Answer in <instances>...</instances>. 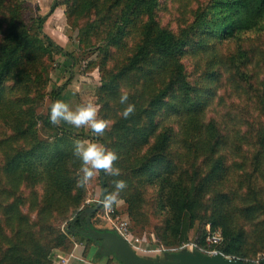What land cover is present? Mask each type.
<instances>
[{
	"label": "trees",
	"instance_id": "1",
	"mask_svg": "<svg viewBox=\"0 0 264 264\" xmlns=\"http://www.w3.org/2000/svg\"><path fill=\"white\" fill-rule=\"evenodd\" d=\"M59 5L99 74L102 136L50 123L66 83L37 112L54 56L59 73L74 60L43 29ZM34 11L0 0V264H53L52 250L87 220L109 230L93 225L101 206L83 209L90 185L103 195L116 180L127 183L118 200L132 230L152 229L164 247L187 241L198 221L200 246L247 262L264 254V0H52ZM124 92L136 109L128 119ZM75 139L114 150L120 174L78 186ZM206 224L219 244L200 238ZM80 240L85 255L94 240Z\"/></svg>",
	"mask_w": 264,
	"mask_h": 264
},
{
	"label": "rangeland",
	"instance_id": "2",
	"mask_svg": "<svg viewBox=\"0 0 264 264\" xmlns=\"http://www.w3.org/2000/svg\"><path fill=\"white\" fill-rule=\"evenodd\" d=\"M35 10L36 7V13L40 15H44L48 9L49 5L51 4L52 0H25ZM44 32L49 35L55 43H57L59 46H61L63 49H65L67 52L72 53L74 56V60L72 62V66L70 67L71 71H63L60 72L57 70L56 64L63 59V57L54 56L55 60L51 64L50 70H49V81L47 83L46 87V95L44 96L43 100L37 107V112L44 114L47 110V107L51 103V99L48 96V93L54 88L61 84L66 83V87L62 90V92L59 94V96L56 98L55 101L61 100L65 103H67L71 110H75L78 106L86 103H94V91L97 89V87L100 85L99 81V74L96 68L88 67L87 61L90 58L83 59L86 55H82L80 50H78V43H77V34L78 30L76 28L70 27V25L67 22V19L64 14V6L59 5L57 6L54 11L47 17L44 26H43ZM55 55V54H54ZM94 56V55H93ZM95 104V103H94ZM96 105V104H95ZM99 109V106L96 105ZM99 119V116H98ZM62 125H68L73 127L72 125L66 124L64 122H61ZM72 129L76 131H89L88 127H81L76 128L73 127ZM82 141H89V139H83ZM99 143V142H98ZM89 191L87 193L86 199L91 197H98L102 190L99 184H93L92 186H89ZM92 222L98 223V225H101V219L98 215H94L92 218ZM198 221L195 222L194 227L189 232V238L196 237L197 234L200 233ZM97 228H103L101 226H97ZM153 231L150 228H145L142 231H139L137 229L134 230L135 234L137 235H143L145 233ZM156 235V234H155ZM157 238V237H156ZM76 239H78L76 237ZM72 244V241L71 243ZM159 244V243H158ZM161 245V244H159ZM83 246V244H82ZM92 245L89 246L88 250L91 248ZM157 246V244H156ZM84 247V246H83ZM54 250V249H53ZM52 250V251H53ZM178 251V250H177ZM145 257H154L156 256L153 253H138ZM160 256L162 258H165V253H160ZM112 259L108 260V264H110ZM111 261V262H110Z\"/></svg>",
	"mask_w": 264,
	"mask_h": 264
},
{
	"label": "clouds",
	"instance_id": "3",
	"mask_svg": "<svg viewBox=\"0 0 264 264\" xmlns=\"http://www.w3.org/2000/svg\"><path fill=\"white\" fill-rule=\"evenodd\" d=\"M119 103L126 105L122 110L124 119L130 118L135 113V105L129 102L127 92L119 96ZM49 120L52 125H58L61 122L72 125L76 128L88 127L96 136L104 135L108 129L109 122L105 119H98V108L94 103H86L71 110L69 105L61 100L52 102L50 106ZM73 155L81 161L80 172L82 175L78 180V186L83 187L93 178L94 175L104 172L112 176H118L120 170L114 167V163L119 159L114 150L107 149L101 143L85 142L80 139L73 141ZM127 187L124 180L114 181L113 190L103 194L99 204L105 209H111L118 201L121 192ZM86 264V262H85Z\"/></svg>",
	"mask_w": 264,
	"mask_h": 264
},
{
	"label": "water",
	"instance_id": "4",
	"mask_svg": "<svg viewBox=\"0 0 264 264\" xmlns=\"http://www.w3.org/2000/svg\"><path fill=\"white\" fill-rule=\"evenodd\" d=\"M103 196V195H102ZM85 212L92 213L96 208H85ZM92 211V212H91ZM80 235H86L94 240L97 250L103 247L104 255H113L123 264H256L245 262L239 258L225 257L221 253L205 254L198 250L182 249L166 252L165 258L160 255L145 257L136 253L128 243L111 230H98L86 222V229L79 230ZM264 264V260L262 263Z\"/></svg>",
	"mask_w": 264,
	"mask_h": 264
},
{
	"label": "built area",
	"instance_id": "5",
	"mask_svg": "<svg viewBox=\"0 0 264 264\" xmlns=\"http://www.w3.org/2000/svg\"><path fill=\"white\" fill-rule=\"evenodd\" d=\"M102 199L99 197L95 200L97 207L101 206V210L99 211V217L101 218L105 227L109 230L115 232L119 237L123 238L128 245L136 252V253H153L155 255H160V253H166L170 251H179L182 249L188 250H198L205 254H216L221 253L216 247H206L200 246L198 244L197 237L189 238L187 241L182 242L181 245L177 247L167 248L163 245L158 244V240L154 232H148L143 235H137L132 230L130 221L124 213H121L117 203L112 206V208L105 209L98 202ZM90 202V199H86V204ZM200 238L204 240V242L209 246L211 244L217 245L222 241V235L220 230L212 229L210 224L205 225V231L200 235ZM157 244V246H156ZM140 255V254H139ZM225 257H229L224 255ZM232 258V257H229ZM262 260H264V254L260 255L256 260L249 261L251 263L261 264ZM65 262V259H62ZM244 261V260H243ZM247 262V261H245Z\"/></svg>",
	"mask_w": 264,
	"mask_h": 264
},
{
	"label": "crops",
	"instance_id": "6",
	"mask_svg": "<svg viewBox=\"0 0 264 264\" xmlns=\"http://www.w3.org/2000/svg\"><path fill=\"white\" fill-rule=\"evenodd\" d=\"M68 127L73 128L71 126H68ZM90 140L92 143H98L97 141L93 139H90ZM85 142H89V141H85ZM99 197H102L101 191L98 197L94 196V197L88 198L90 199V202L86 204L87 207L89 208L94 207L97 209V207L93 206V204L95 203V200ZM117 205H118L120 212L124 213L123 212L124 202L122 200H118ZM96 215H99V212H97ZM100 223L101 225H98L97 222L96 223L93 222V225L96 228L97 226H101L104 228L105 226L102 220ZM76 237L78 239H76ZM83 250H84V247L82 246V243L80 240V233L77 232L75 235L72 236V244H70L67 249H64V248L54 249L51 252L50 257H51L53 264H85V262L86 264H108L109 257L107 255L102 254L99 258L95 256V254L100 251V249L97 250V247L95 245H92L85 255L83 253ZM62 259H65V262H63ZM111 261H110L111 262L110 264H122L116 258H113Z\"/></svg>",
	"mask_w": 264,
	"mask_h": 264
},
{
	"label": "flooded vegetation",
	"instance_id": "7",
	"mask_svg": "<svg viewBox=\"0 0 264 264\" xmlns=\"http://www.w3.org/2000/svg\"><path fill=\"white\" fill-rule=\"evenodd\" d=\"M101 249V248H100Z\"/></svg>",
	"mask_w": 264,
	"mask_h": 264
}]
</instances>
